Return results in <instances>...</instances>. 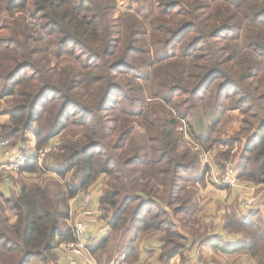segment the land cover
<instances>
[{
    "label": "trees",
    "instance_id": "trees-1",
    "mask_svg": "<svg viewBox=\"0 0 264 264\" xmlns=\"http://www.w3.org/2000/svg\"><path fill=\"white\" fill-rule=\"evenodd\" d=\"M119 1L0 0V102L9 106L0 140L33 134L36 149L58 140L43 167L18 174L31 176L20 191L0 199V264L56 261L75 240L62 229L70 200L101 177L110 225L94 256L114 242L134 260L151 235L162 260L183 255L208 229L196 200L208 167L184 120L192 141L220 146L219 164L238 142V177L264 184V0H130L115 17ZM234 112L242 123L226 141ZM53 160L59 178L37 180ZM254 216L229 213L224 228L252 237L244 250L264 264Z\"/></svg>",
    "mask_w": 264,
    "mask_h": 264
},
{
    "label": "crops",
    "instance_id": "crops-1",
    "mask_svg": "<svg viewBox=\"0 0 264 264\" xmlns=\"http://www.w3.org/2000/svg\"><path fill=\"white\" fill-rule=\"evenodd\" d=\"M0 113V130L1 126L8 122L9 115L5 113V109H2ZM234 115L236 112L233 113ZM229 124L235 122L234 116H232ZM236 127L233 131L228 132L226 135V129L229 127L228 123L222 128V137H226V141L235 136L239 131L241 126L240 121L236 119ZM228 124V125H227ZM205 132V129H204ZM234 134L232 137L231 135ZM28 142L36 146V139L33 134L28 135ZM246 140H243V144ZM234 149L232 152L237 151L239 148V143L234 142ZM240 156V154H238ZM241 163L240 157H237ZM219 155L215 157L216 166L222 168L221 160L219 164ZM202 174V173H201ZM206 179L203 183L199 185L196 189V200L197 206L200 209L199 217H202L208 225V229L203 230L202 237L193 239L189 242L187 249L183 251V255L174 254L168 255V259H161V256L165 254V247L160 239L159 235L146 236L139 241L140 244L136 245L137 248V258L134 260H129L126 257V251L122 248H113L108 253V256L101 261L96 256L91 253L90 246L94 243H99L109 231V220L103 219L101 225L97 227H92L87 231L79 242L82 247L79 248L77 252V257L80 264H194L197 261H203L208 264H259L257 258L253 257L251 254L246 253L245 247L249 246L253 238L244 233H229L225 230L226 216L229 213H237L241 218L248 219L253 213L254 218L257 220V224L260 230H264V191H258L260 197L258 198L256 205L253 209H248L240 201L239 196L241 192L239 190H232L228 188H222L215 185L212 180L206 174ZM104 186V178L98 179L94 185L88 191L92 194L91 205L93 208H100V198L102 195V190ZM1 199L11 198L20 191V185L13 181H6L2 188ZM84 197V192L80 193L77 197L73 198L69 202L70 212L75 213L77 211L76 206ZM72 214V213H71ZM76 219V213L70 216V219L62 223V229L65 231L71 228L72 221ZM259 230V231H260ZM258 234L255 238L259 237ZM75 236V235H74ZM264 238V235H262ZM75 236V240H77ZM169 250V249H167ZM58 256L56 261L49 262L46 264H65V257L61 251L58 250ZM105 255V254H104ZM103 255V256H104ZM121 255L122 260L115 263L114 258ZM102 256V257H103ZM101 257V258H102ZM39 264V263H36ZM44 264V263H43Z\"/></svg>",
    "mask_w": 264,
    "mask_h": 264
},
{
    "label": "built area",
    "instance_id": "built-area-1",
    "mask_svg": "<svg viewBox=\"0 0 264 264\" xmlns=\"http://www.w3.org/2000/svg\"><path fill=\"white\" fill-rule=\"evenodd\" d=\"M35 21L33 25H35ZM184 125L179 129L185 132L186 141L189 143L192 150L199 153L203 166L208 167L207 175L215 185L222 188L239 190L241 192L239 199L248 209H253L260 197L259 190L264 191V184L256 185L250 182H244L238 177L239 159L232 152L230 158L222 163V168H218L215 163V157L220 153L219 145H212L209 148L203 147L201 144L192 141L188 134V124L184 120ZM58 140L55 139L43 149H36L31 142H22L13 144L9 140H0V199L2 186L6 181L11 180V176L18 175L29 163L37 161L39 166L43 167L48 155L55 149ZM48 171L41 177H36L37 180L44 178L57 179L59 178L52 164L49 165ZM28 176V175H27ZM34 177V176H32ZM31 178V176L29 177ZM92 194L90 191L84 192V197L76 206V219L72 221L71 228L74 231L77 240L65 241L60 245V251L65 257V264H80L77 252L82 244L80 238L89 231L92 227H99L103 222V211L101 208H93L91 205ZM72 213V214H71ZM75 213L70 212V216ZM194 264H208L203 261H197Z\"/></svg>",
    "mask_w": 264,
    "mask_h": 264
},
{
    "label": "rangeland",
    "instance_id": "rangeland-1",
    "mask_svg": "<svg viewBox=\"0 0 264 264\" xmlns=\"http://www.w3.org/2000/svg\"><path fill=\"white\" fill-rule=\"evenodd\" d=\"M131 9V1L130 0H120L119 2H118V9H117V12H115V17H118V16H120L121 14H123V13H125L126 11H128V10H130ZM132 9H134V7H132ZM30 13H34V11L33 10H30L29 11ZM30 15V14H29ZM116 93H118V92H116ZM7 107H9L8 105H7V103L5 104V103H3V102H0V113H2V109L4 108V109H6ZM181 111H183V110H181ZM232 116H234V118H235V122H236V119H238L239 121H240V119H242L241 118V116H240V114L238 113V112H236V114L234 115V114H232ZM233 119V118H232ZM230 122H232V121H229V122H227L228 124L230 123ZM235 122H233V123H231V125L229 124H227L229 127L226 129V133H225V135L228 133V132H231V131H233L234 129H235V127H236V123ZM187 124H189V122L187 123ZM182 125H184V123H182ZM188 127V126H187ZM234 134H232L231 135V137L233 136ZM226 137L227 136H225V138H223V139H226ZM52 167L53 168H57L58 167V164H57V162H56V160H53V162H52ZM28 177H30L29 175L28 176H25L24 174L22 175V176H19V175H16V176H14L13 178H11V181H13V182H20V184L21 183H23V181H26V179L28 178ZM4 199V198H3ZM111 248H115L116 247V244L114 243V242H112L111 243V246H110ZM109 250V249H108ZM112 250V249H111ZM110 251H108V252H106V254L101 258L100 257V259H101V261H104V259L106 258V256H108V253H109ZM120 256L121 255H118V256H116L115 258H114V260H115V263H118L119 261H120V259L122 260V257L120 258Z\"/></svg>",
    "mask_w": 264,
    "mask_h": 264
}]
</instances>
